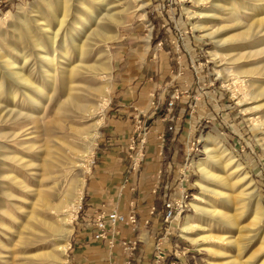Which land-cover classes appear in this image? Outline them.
Returning <instances> with one entry per match:
<instances>
[{"label": "bare ground", "instance_id": "1", "mask_svg": "<svg viewBox=\"0 0 264 264\" xmlns=\"http://www.w3.org/2000/svg\"><path fill=\"white\" fill-rule=\"evenodd\" d=\"M194 1L204 3L208 1L209 3L208 9L196 10L191 16L196 18L195 28H198L203 35L214 39L215 47L210 51L214 57L219 59V55L222 56L221 58L227 55L233 61H240L249 56L264 57V42L260 44V48L253 51L228 53L232 49L228 47L229 43L243 40V38L248 39L253 27L249 25L250 23L247 26V23L245 24L241 20L243 21L242 18L248 11L251 13V10L259 7L260 3L252 5L250 0ZM254 1L261 2L263 0ZM144 4L143 0H32L26 6L19 5L15 13L7 11L5 16L0 17V39L2 27L4 28L7 22L15 21V23H19L17 26L15 24L14 28L16 42L23 43L25 40L30 47V49L21 47L22 50L17 52L12 46V42L6 47L0 43V63L2 64L0 66V96L5 94L7 101L2 102V96L0 97V103L4 104L0 107V126H7L6 129L0 128V194L10 202L8 204L14 210L26 213L27 220L23 227L31 231V234L46 232L47 237L49 236L48 231H50L56 235L59 241L58 246L56 245L57 247L53 248L54 250L52 249L51 252H47L51 262L54 261L58 264L64 260L63 256L72 232L71 217L73 212H77L80 207L85 183L80 170H87L91 162L89 160L83 168L78 165V169L74 173L71 171L74 161L68 153L72 151V147L78 150L79 148L71 142L62 140L60 129L66 126L65 128L71 129L74 135L82 130L76 125L68 126L66 119L71 117L72 112L74 114L77 112L82 114L87 111L92 113L88 96L95 92L97 99L94 102V107L98 109L100 116L97 122L91 125L94 133L88 134L89 138L82 143L81 151L87 157L92 155L98 135L95 128L101 124L103 108L110 99L112 55L108 43L118 38L119 25L125 23L130 14L142 12ZM56 8H58V13H56ZM115 8H119V10L115 11ZM26 13H34L38 16L37 20L40 19V21L36 27L39 32L32 29L25 17ZM221 13L228 17L224 20L231 25L213 28L207 23V17H218L221 16ZM198 17L199 19H197ZM51 19L55 21L54 26H51ZM255 21L254 18L253 22ZM257 22L263 24L264 18L262 17ZM232 27L239 28L240 31L223 37L221 32L224 29H232ZM258 30L260 31V29ZM94 47L98 54L95 59L92 58L93 60L90 61L88 55L94 52H91ZM92 56L94 55L92 54ZM223 59L226 60V58ZM220 64L216 65V75L221 77L222 82L227 83L226 86L242 106L246 105L245 95H249V99L264 95V86L257 84L260 80L257 79V74L260 72L257 73L255 67L238 66L233 72V78H228L226 70ZM4 75L7 76V82ZM78 75L85 76L87 80L78 82ZM246 75L250 76L249 80L243 79ZM242 87H245L247 92L243 91ZM57 91L62 92V95L58 94L61 95L58 99L59 96L55 98ZM250 109L253 108L245 106L243 111L246 112ZM246 119L252 128L260 130V140L264 144V112L259 115L247 112ZM8 127L10 128L8 129ZM205 141L206 156L199 158L195 163L200 173V177L198 176L199 178L196 180L200 192L194 194V198L191 200V206L195 213L185 216L181 232L182 236L190 242L196 243L205 251L210 252L214 262L231 264L234 260L226 261L225 247L231 246L239 252L243 247L240 235L232 237L226 229L227 232L222 231L223 233L214 234L207 230V226L211 225L209 223L211 220L214 222L217 219L225 225L224 228L236 226L238 229L240 225L238 226L236 221L246 213L245 208L249 205L248 202H251L250 200L245 202V195L255 197L257 193L252 179L243 170L244 167L241 163L228 155L211 135H207ZM223 156L226 167L235 166L236 173L238 175L241 173L240 179L245 183L241 190H236V193L234 188L238 182H231L230 174H224L226 169L221 174L216 168V164ZM56 171L60 174L62 172L64 176L70 174L66 179V188L61 191V195L54 203L52 202L53 196L51 200V195L48 194L53 190L48 191L46 181ZM181 198L182 196L175 200ZM212 198H215L220 204H227L230 207L235 205L234 212L224 211L220 208L222 206H219ZM251 198L253 200V197ZM16 201L22 202L24 206L19 205ZM22 208L24 209L22 210ZM47 209L61 210L60 219L54 220L46 216L43 212ZM14 210L12 211L4 203L0 205V214L6 215L13 221L16 219ZM262 218H264V211L255 199L251 222L257 223L259 220L261 222ZM204 219L210 221L206 222ZM20 240L26 243L29 238L23 236ZM244 241L246 240L244 239ZM20 244L22 245L21 242ZM257 252H264V234L260 238L258 248L249 258L255 257Z\"/></svg>", "mask_w": 264, "mask_h": 264}, {"label": "rangeland", "instance_id": "2", "mask_svg": "<svg viewBox=\"0 0 264 264\" xmlns=\"http://www.w3.org/2000/svg\"><path fill=\"white\" fill-rule=\"evenodd\" d=\"M29 1L32 0H0V17L5 16L7 11L9 13H15L19 5L26 6ZM143 1L145 2L143 11L132 15L130 14L125 20V23L119 25L118 38L111 40L108 43L112 55L109 92L110 99H112V94L114 93L116 83L121 81V83L129 82V85L136 86L134 89V92L137 95L136 99H138V95L140 93L139 89L143 85H156L157 87L155 93L152 94V99L156 104H158L155 108L157 113L167 111V109H165V105L161 102L164 100V98H169V95H174L175 100H178L180 96L183 97V95H191L194 96L196 100H199L197 102H202L203 105L205 104L202 109H200L202 120H200L201 124L198 129L194 131V125L191 124L187 119L184 126L185 132H183V134L181 133L183 138H181L179 142H174V144L176 143L177 147L175 151V154L178 158L177 162L186 171L184 177V195H187L185 200L188 203L183 212L184 216L195 213V210L191 206V200L194 198V194L200 192V187L196 184V180L200 177V173L197 170L195 163L199 158L206 156L204 151V144L206 142L205 137L207 135H211L218 141L219 145H221L222 148L226 150L225 152L228 155H231L235 161L241 163V165L244 167L243 170H245L248 173L250 179H252V183L257 194H255V197L251 195H245V202H248L249 200L251 202H248L249 205H247L245 208L246 213L236 221L237 225H240L238 229L236 226L232 228H224L225 225L217 219L214 220L215 224L213 220L210 221L209 219H204L206 222L210 221L209 223L211 224L210 226H207V230L212 231L214 234H220L229 231V234L232 237L240 235V238L242 239L241 244L243 247L239 252H237L231 246L225 247L227 253L226 261L234 260V262L231 264H244L246 262L247 264H264V252H257L255 257L253 256V258H249L250 255L258 248L260 238L264 234V218L261 219V222L260 220L257 223L251 222V214L253 208L255 207V199L258 201L264 211V144L260 140V130L258 128H252L246 119L247 112L255 113V115H259L264 112V95L257 98H250L251 100L249 99V95H245V98H247L245 101V106L251 107L253 109H250L246 112L243 111L245 106H242L240 103H238L237 99H235L232 95L230 89L226 86L227 83L222 82L221 77L216 75L215 70L216 65L221 63L220 65L224 70H226L225 73L228 75V78H233V72L236 67H255L257 73L260 72L257 74V79H260L257 84L264 86V57L256 56L255 58L254 56H249L248 58H244L240 61H233L232 58L229 56L227 57V55L223 56V58H226V60L221 58V55H219L221 59L214 57L210 52L215 47L214 39L207 35H203V33L198 28H195L194 24L196 18L191 16L194 14V12H196V10L208 9V1L207 3L201 1L196 2L194 0ZM254 3H260V6L254 10H251V13L248 11L247 14L242 18L243 21L241 20V22H244L245 24L247 23V26L250 25L253 27V29L251 28L252 32L250 31L249 35L250 37L252 35V38L248 36V39L245 38L246 40L243 38V40H236L237 42L234 41L229 43L228 47H231L233 50L231 49V51L228 53H245V51H253L254 49L256 50L260 48V44L264 42V23L259 24V22H257L258 20L262 19V17L264 18V0L261 2L250 0V4L255 5ZM117 9L119 10V8H115V11ZM58 12V8H56V13ZM25 17L32 26V29L34 28L35 31L39 32L36 27L40 21V19L37 20L38 16H36L34 13H26ZM253 17L256 20L255 22H253ZM227 18L228 17L225 14L221 13V16L218 17H207L206 21L213 28L221 27L223 25L229 26L231 23L225 21ZM197 19H199V17ZM50 21L51 26H54L55 21L52 19ZM15 24L17 26L19 23H15V21H13V23L7 22L5 27H2V35L0 39L1 45L6 47L7 44L12 42L11 44L14 46L15 51L17 52L22 50L21 47H28L30 49L25 40L23 43L16 42L17 39L14 32ZM257 28L260 29V31ZM238 31H240L239 28L237 29L232 27V29H224L221 33H223V37H226ZM19 45L21 49L19 48ZM251 47L254 48L252 49ZM92 51L95 52L96 47H94L91 52ZM94 52L89 53L88 55L90 61L95 59L96 55L98 54L97 51L96 53ZM92 54L94 56H92ZM0 66H2L1 63ZM3 77L4 79L6 78L5 80L7 82V76L4 75ZM84 77L85 76L81 75L80 77L78 75V82L87 80V78L85 77V79ZM249 77V75H246L243 77V79L249 80ZM188 81H191V84L187 85ZM190 87H192V90H190ZM242 90L246 91V88L242 87ZM61 93V91H57L55 98L57 96H59L57 99L60 98L62 95ZM4 95L5 94H3V96L1 95L2 99H0L2 102H7ZM94 95L95 92L90 93L88 96L90 100L89 105L92 106L90 107L92 113L90 111L83 112L82 114L81 112H77L75 114L72 112V114L70 113L71 117L66 119L68 126L76 125L82 130L74 135L71 129L68 128V130L65 128L66 126L63 127L64 130L60 129L62 133L60 136L61 139L66 142H71L72 144L77 145L75 147L79 148L78 150L72 147V151L69 152V150V153L66 151L71 156V158L73 157L72 161H74V166H72L71 171L73 173L77 171L78 165H81L82 168L85 167L87 162L91 160L87 170H80V173L82 172L81 175L85 181L84 188L88 179V175L90 174L89 172L91 169L92 160L99 151V147L103 145V142H105L111 134L109 132L110 125L108 120L110 118V106H112V104L107 103L102 111L103 114L101 124L95 128V131L98 132V135L95 140V146L92 155H88L87 157L86 154L81 152L83 149L82 143H84V141L89 138L88 134L94 133L91 125L93 123L95 124L100 116L98 114V109H95L94 107V102L97 99L96 95ZM2 105L4 104L0 103V107H2ZM173 111L174 108L171 109V112ZM0 128L6 129L7 126H0ZM9 128L10 127H8V129ZM182 139L188 140V146H186V152L188 154H184L183 150L185 142ZM224 156L220 160L221 163L219 162L216 164V168L219 169V173H223L224 169H226L224 174H230L231 182H238L235 184L236 187L234 188V192L236 193L244 187L245 183L240 179L241 173L240 175L236 173V169H234L235 166L226 167ZM58 172L56 171L53 176L46 181V184L49 188L48 191L53 190L48 194L51 195L50 198L53 196V200L52 198L51 200L54 203L61 195V191L66 188V179H68L67 176L70 174L68 173V175L65 174L66 176H64L62 172L61 174ZM49 185L51 186L49 187ZM83 192L80 201V207L78 208L77 212H73L72 215L75 217H71L72 220L70 225L72 226V232L75 228V222L81 211ZM251 197H253V200ZM2 198L6 201L4 200L3 202ZM212 199L214 201L216 200L215 198ZM0 202V205L4 203L8 208L12 209V211L14 210L12 206L8 204L9 201L2 197L1 194ZM17 203L19 205L22 204L21 206H24L20 201ZM216 203H218L219 206H222L220 208L224 211L228 210V212H234L235 205L230 207L229 205L227 206V204H220L217 200ZM23 209L24 208H22V210ZM14 211H17V213L13 212L16 216L14 221L6 215L0 214V264H57V262H51L47 255V252H51V250L53 248L55 249L59 244L56 235L50 231H48L49 236L47 237L46 232H34L40 237L34 233L31 234V231H28V229L26 230V228L23 227V224H25V221L27 220V215H25L26 213L17 209ZM43 213L54 220L60 219L61 217V210L56 211L54 209H47L46 211L44 210ZM184 218L185 217L181 218V225ZM26 231L29 233L31 232V235ZM26 233L27 235H25ZM22 235L25 238H29L28 242L23 243L20 240L23 237ZM31 237L32 239L34 238V240H32ZM244 239L246 241H244ZM181 240L183 241V245H185L188 250L186 251L187 258L188 254H193L199 258L198 264H221L214 262L211 253L205 251L196 243H192L184 237ZM68 251L69 249L67 247L63 256L64 258L66 257V260ZM66 260L61 263L66 264ZM188 260L190 262V259Z\"/></svg>", "mask_w": 264, "mask_h": 264}, {"label": "crops", "instance_id": "3", "mask_svg": "<svg viewBox=\"0 0 264 264\" xmlns=\"http://www.w3.org/2000/svg\"><path fill=\"white\" fill-rule=\"evenodd\" d=\"M128 83L117 82L108 102L112 104L111 134L92 160L67 260L65 257L62 263L198 264L199 258L193 254L187 258L181 240L184 213L165 221L164 202L185 192L186 171L177 162L174 142L183 138L187 119L194 131L198 129L205 104L191 95L178 100L169 95L161 102L167 111L157 113L158 104L152 99L157 86L143 85L136 99V86ZM183 141L184 154H188V140ZM113 211L125 217L133 214L136 220L133 224H106L103 235L95 238L98 215ZM133 242V248H128Z\"/></svg>", "mask_w": 264, "mask_h": 264}, {"label": "built area", "instance_id": "4", "mask_svg": "<svg viewBox=\"0 0 264 264\" xmlns=\"http://www.w3.org/2000/svg\"><path fill=\"white\" fill-rule=\"evenodd\" d=\"M187 195L185 196L184 193L182 194V198L178 200H166L164 202V220L170 221L174 216L180 215L184 212L185 208L187 207L186 199ZM135 216L133 214H130L128 216H124L123 214H120L117 211H113L109 213L108 215H103L102 213L98 215L96 221H95V227L97 228V232L95 233L94 237L99 238L103 235V229L105 228L106 224H110L112 226H115L119 223H125V224H133L135 222ZM133 245H135V242L131 244L128 248H133ZM160 258V255L157 256Z\"/></svg>", "mask_w": 264, "mask_h": 264}]
</instances>
